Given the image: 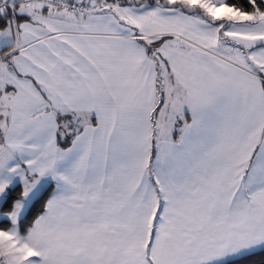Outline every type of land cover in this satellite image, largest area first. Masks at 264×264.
Wrapping results in <instances>:
<instances>
[{"label": "snow or ice", "instance_id": "snow-or-ice-1", "mask_svg": "<svg viewBox=\"0 0 264 264\" xmlns=\"http://www.w3.org/2000/svg\"><path fill=\"white\" fill-rule=\"evenodd\" d=\"M0 264H264V0H0Z\"/></svg>", "mask_w": 264, "mask_h": 264}]
</instances>
